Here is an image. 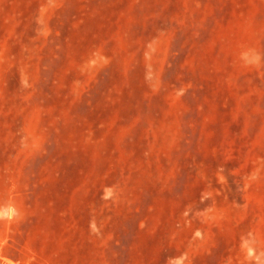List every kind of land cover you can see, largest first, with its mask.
<instances>
[{
    "label": "rangeland",
    "instance_id": "rangeland-1",
    "mask_svg": "<svg viewBox=\"0 0 264 264\" xmlns=\"http://www.w3.org/2000/svg\"><path fill=\"white\" fill-rule=\"evenodd\" d=\"M9 208L19 264H264V0H0Z\"/></svg>",
    "mask_w": 264,
    "mask_h": 264
},
{
    "label": "crops",
    "instance_id": "crops-1",
    "mask_svg": "<svg viewBox=\"0 0 264 264\" xmlns=\"http://www.w3.org/2000/svg\"><path fill=\"white\" fill-rule=\"evenodd\" d=\"M0 264H19L18 260L11 256V245L4 236L0 235Z\"/></svg>",
    "mask_w": 264,
    "mask_h": 264
},
{
    "label": "clouds",
    "instance_id": "clouds-1",
    "mask_svg": "<svg viewBox=\"0 0 264 264\" xmlns=\"http://www.w3.org/2000/svg\"><path fill=\"white\" fill-rule=\"evenodd\" d=\"M14 209L9 208L6 211H0V218H3L7 216L8 218H11V216L14 214Z\"/></svg>",
    "mask_w": 264,
    "mask_h": 264
}]
</instances>
